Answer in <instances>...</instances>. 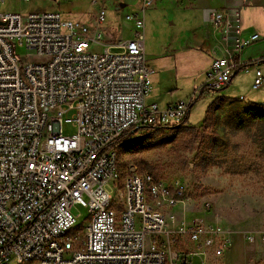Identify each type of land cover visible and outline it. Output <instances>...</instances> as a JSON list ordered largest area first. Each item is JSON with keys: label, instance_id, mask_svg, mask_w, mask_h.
<instances>
[{"label": "built area", "instance_id": "2783aa9c", "mask_svg": "<svg viewBox=\"0 0 264 264\" xmlns=\"http://www.w3.org/2000/svg\"><path fill=\"white\" fill-rule=\"evenodd\" d=\"M156 2L140 0L125 18L133 38L114 44L57 12L0 14V264H211L232 246L220 213L171 227L175 209L190 200L181 179L117 169L116 150L129 133L185 125L198 98L164 110L147 104L155 72L144 52L145 13ZM207 20L234 54L214 56L201 95L227 88L243 69L235 56L261 39L244 36L238 9L212 10ZM104 22L102 8L97 24ZM18 47L31 52L23 65ZM263 81L257 70L253 90ZM63 124L78 133L65 136ZM77 204L90 214L84 233L76 228ZM245 238L264 244V228ZM180 242L188 250L174 260Z\"/></svg>", "mask_w": 264, "mask_h": 264}, {"label": "rangeland", "instance_id": "374dc122", "mask_svg": "<svg viewBox=\"0 0 264 264\" xmlns=\"http://www.w3.org/2000/svg\"><path fill=\"white\" fill-rule=\"evenodd\" d=\"M96 1L95 4V0H4L0 3V14L57 12L67 21L86 24L91 31L101 30L105 44L132 39L135 28L125 18L140 9V0ZM120 3L127 6L120 8ZM102 8L106 9V22L97 24ZM202 20V12L195 7L181 8L173 2L155 4L147 9L145 55L155 72L147 104H159L164 110L168 103L187 101L194 93L198 98L188 114L187 123L182 126L185 129L131 132L127 141L152 132L169 136L172 141L138 153L117 149V169L125 176L127 170L135 166L140 172L152 173L156 178L181 179L185 183L190 200L175 209L172 228L199 220L209 222L215 213L223 216V227L232 232V246L222 258L211 260V264H264V252L258 246H250L245 238L247 232L264 228V123L250 124L245 115L246 107L237 99L224 102L217 99L223 91L200 94L205 83L207 56L200 51L185 54L183 42L191 37L195 32L192 28ZM101 49L96 48L97 51ZM120 51L112 49L113 53ZM14 53L21 65L31 54L19 47ZM235 78L247 102L258 94L251 87L254 78L249 73L241 72ZM174 88L177 90L172 96L169 91ZM62 132L67 137L78 133L71 124H63ZM109 191L112 197L118 198L116 189L109 188ZM206 202L212 205L210 209L204 207ZM73 211L77 216L76 228L84 233L82 226L87 227L89 210L77 204ZM181 250H188L182 242L174 245V260Z\"/></svg>", "mask_w": 264, "mask_h": 264}, {"label": "crops", "instance_id": "0c3cea01", "mask_svg": "<svg viewBox=\"0 0 264 264\" xmlns=\"http://www.w3.org/2000/svg\"><path fill=\"white\" fill-rule=\"evenodd\" d=\"M170 2H173L176 6L181 8L195 7L203 14L202 22H200L198 26H194L192 28V31L195 32L186 42H183V45L185 47V50H183V52L185 54H192L193 51H200L205 54V56H207V61L205 62V74L210 68L214 56L226 57L230 54H234L232 52L233 49L231 45H226L222 41L219 32L215 30L208 22V13L212 10H223L226 8L238 9L241 14V26L244 36H249L251 34L257 33L261 36V39L257 43L245 49L243 52H241V54L235 56V61L238 62L243 69H241V71L234 77L237 78L241 72H247L251 75V77L255 79L256 71L260 70L264 79V0H180L179 3H175V0H157L156 4H170ZM121 4L124 3L119 4L120 8H125L127 6L125 4V7H121ZM244 69H246L247 71ZM233 79L228 87L223 90V93L221 92L223 95H219L217 99H220L223 102L229 101L231 99H237L238 103L242 104L245 107L251 103L264 104V81L263 86L259 90H257L258 94L251 97L252 100H249L247 102V96L241 95L242 91L237 85V80ZM176 90L177 88L171 89L169 91V94H172V96H174L176 94ZM169 104L171 103H168L167 105ZM250 246H258L260 247L262 252H264V244L259 243Z\"/></svg>", "mask_w": 264, "mask_h": 264}, {"label": "trees", "instance_id": "16d2710c", "mask_svg": "<svg viewBox=\"0 0 264 264\" xmlns=\"http://www.w3.org/2000/svg\"><path fill=\"white\" fill-rule=\"evenodd\" d=\"M196 100L193 101L191 105V109L193 105L196 103ZM213 107L214 106L211 105L210 109H213ZM245 115H246V118L249 120L248 122H250V124L253 122L264 123V104H258V103L249 104L248 106H246ZM207 120H208V117L205 119V122ZM184 122L185 124L187 123V118L184 120ZM171 128L185 129V127H182V126H174V127H170L169 129ZM160 129H165V128L160 127V128H156L155 130H160ZM133 131H137V130L134 129ZM171 141H172V138L169 136H164V135L158 136L157 134L152 132L150 134H147V135L143 134L138 138L126 141L125 143L120 145L118 149L123 150L124 152H128V153H138L140 151L149 150V149L164 145L166 143H170Z\"/></svg>", "mask_w": 264, "mask_h": 264}, {"label": "water", "instance_id": "95a60500", "mask_svg": "<svg viewBox=\"0 0 264 264\" xmlns=\"http://www.w3.org/2000/svg\"><path fill=\"white\" fill-rule=\"evenodd\" d=\"M120 6H121V7H125V4H121Z\"/></svg>", "mask_w": 264, "mask_h": 264}]
</instances>
